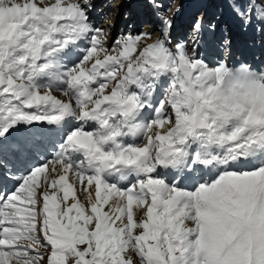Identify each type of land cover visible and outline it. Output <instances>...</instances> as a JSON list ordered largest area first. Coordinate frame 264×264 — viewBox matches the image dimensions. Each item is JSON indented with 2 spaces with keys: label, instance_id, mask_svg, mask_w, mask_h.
<instances>
[{
  "label": "snow or ice",
  "instance_id": "1",
  "mask_svg": "<svg viewBox=\"0 0 264 264\" xmlns=\"http://www.w3.org/2000/svg\"><path fill=\"white\" fill-rule=\"evenodd\" d=\"M92 10L0 0V264H264V66L202 56V19L109 44Z\"/></svg>",
  "mask_w": 264,
  "mask_h": 264
},
{
  "label": "rangeland",
  "instance_id": "2",
  "mask_svg": "<svg viewBox=\"0 0 264 264\" xmlns=\"http://www.w3.org/2000/svg\"><path fill=\"white\" fill-rule=\"evenodd\" d=\"M182 1H183V0H180L179 2L176 3L175 10L177 9L178 6H179V7L181 6L180 3H181ZM226 2H227V0H226ZM120 3H121V2L119 1V4H117L116 6H119V5H120V8H121V4H122V3H121V4H120ZM227 6L229 7L228 3H227ZM229 9H230V8H229ZM117 11H118V10H116V12H117ZM115 17H116V16H115ZM115 20H116V19H115ZM260 35H262V34H260ZM263 36H264V33H263ZM201 41H202V43L205 42L204 44H205V47H206L207 41H205L204 38H202ZM205 47H204V48H205ZM81 198H82V197H81Z\"/></svg>",
  "mask_w": 264,
  "mask_h": 264
},
{
  "label": "bare ground",
  "instance_id": "3",
  "mask_svg": "<svg viewBox=\"0 0 264 264\" xmlns=\"http://www.w3.org/2000/svg\"><path fill=\"white\" fill-rule=\"evenodd\" d=\"M83 198V197H82Z\"/></svg>",
  "mask_w": 264,
  "mask_h": 264
}]
</instances>
